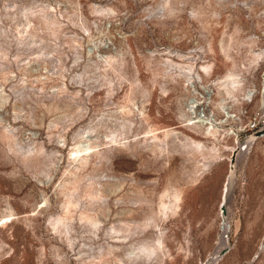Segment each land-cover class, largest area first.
Wrapping results in <instances>:
<instances>
[{"label": "rangeland", "instance_id": "obj_1", "mask_svg": "<svg viewBox=\"0 0 264 264\" xmlns=\"http://www.w3.org/2000/svg\"><path fill=\"white\" fill-rule=\"evenodd\" d=\"M263 74L264 0H0V264H212L228 182L264 264Z\"/></svg>", "mask_w": 264, "mask_h": 264}, {"label": "bare ground", "instance_id": "obj_2", "mask_svg": "<svg viewBox=\"0 0 264 264\" xmlns=\"http://www.w3.org/2000/svg\"><path fill=\"white\" fill-rule=\"evenodd\" d=\"M260 56V55H259ZM228 77H233V73H230L228 75ZM233 82H235L233 80ZM261 91H262V100L261 103L264 107V74H263V80H262V86H261ZM216 131L213 132V134ZM264 136V135H263ZM260 138V137H259ZM258 138L254 135V133L250 136V138L245 141V143H240L238 140L237 145L233 147V159H231L232 163L234 164V161H238V159H240L241 157L247 155V152L249 151V148L253 145L254 141L257 140ZM81 151L80 148L77 149V153H79ZM231 175L229 177L230 180H232L231 178L234 177L235 175V171L233 169H231ZM228 191H229V182L226 185L225 190L223 191V195H222V200L220 203V208H219V214L221 217V222H220V229H221V237H220V245L219 248L215 254L214 260L213 262H211L212 264H216L217 261L222 258L223 256L220 255V250L223 249L224 247H229V241L227 239V237L225 236V234L228 232V230L231 228V217H230V212L228 209ZM173 201L171 203V207L176 209L179 207L180 201L182 199V190L180 189H175V191L171 194ZM225 202V205L227 206V210L223 211L222 209V204ZM169 207V205L165 202H162V208L163 209H167ZM204 264V263H202ZM207 264H210L209 262H207Z\"/></svg>", "mask_w": 264, "mask_h": 264}, {"label": "built area", "instance_id": "obj_3", "mask_svg": "<svg viewBox=\"0 0 264 264\" xmlns=\"http://www.w3.org/2000/svg\"><path fill=\"white\" fill-rule=\"evenodd\" d=\"M246 127L249 130H251L253 133L264 129V114H257L254 117H252L247 122V126Z\"/></svg>", "mask_w": 264, "mask_h": 264}, {"label": "water", "instance_id": "obj_4", "mask_svg": "<svg viewBox=\"0 0 264 264\" xmlns=\"http://www.w3.org/2000/svg\"><path fill=\"white\" fill-rule=\"evenodd\" d=\"M254 135L257 138L262 137L264 135V129L255 132ZM222 209H223V211H226L227 210V206L225 205V202L222 204ZM229 250H230V248L224 247L223 249L220 250V255L221 256H224ZM204 264H207V261H205Z\"/></svg>", "mask_w": 264, "mask_h": 264}, {"label": "crops", "instance_id": "obj_5", "mask_svg": "<svg viewBox=\"0 0 264 264\" xmlns=\"http://www.w3.org/2000/svg\"><path fill=\"white\" fill-rule=\"evenodd\" d=\"M213 219H214V222H215V220H216V217L212 218V220H211V221H213ZM197 224H198V223H197Z\"/></svg>", "mask_w": 264, "mask_h": 264}]
</instances>
